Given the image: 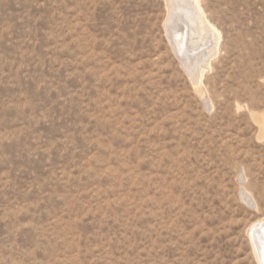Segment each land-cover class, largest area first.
Listing matches in <instances>:
<instances>
[{"label":"rangeland","instance_id":"374dc122","mask_svg":"<svg viewBox=\"0 0 264 264\" xmlns=\"http://www.w3.org/2000/svg\"><path fill=\"white\" fill-rule=\"evenodd\" d=\"M198 1L195 83L166 0H0V264H258L264 0Z\"/></svg>","mask_w":264,"mask_h":264},{"label":"bare ground","instance_id":"6f19581e","mask_svg":"<svg viewBox=\"0 0 264 264\" xmlns=\"http://www.w3.org/2000/svg\"><path fill=\"white\" fill-rule=\"evenodd\" d=\"M166 2L168 7L164 24L166 33L172 40H174L173 36L178 37L175 40L177 46L184 43L187 49L194 52L189 60L184 61V67L191 80L198 83L201 70L215 49L217 37L203 19L198 0H166ZM243 195L247 196L245 193ZM247 233L258 264H264V252L261 251L258 242L260 236L264 235V218L251 224Z\"/></svg>","mask_w":264,"mask_h":264}]
</instances>
